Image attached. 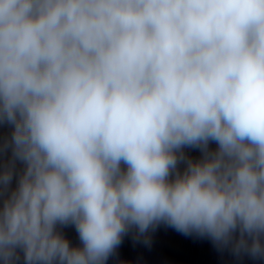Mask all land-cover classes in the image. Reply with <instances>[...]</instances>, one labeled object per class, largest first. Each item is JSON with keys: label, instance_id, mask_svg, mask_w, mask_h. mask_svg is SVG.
Returning a JSON list of instances; mask_svg holds the SVG:
<instances>
[{"label": "clouds", "instance_id": "9594fccd", "mask_svg": "<svg viewBox=\"0 0 264 264\" xmlns=\"http://www.w3.org/2000/svg\"><path fill=\"white\" fill-rule=\"evenodd\" d=\"M4 124L0 264L161 223L264 260V0H0Z\"/></svg>", "mask_w": 264, "mask_h": 264}]
</instances>
